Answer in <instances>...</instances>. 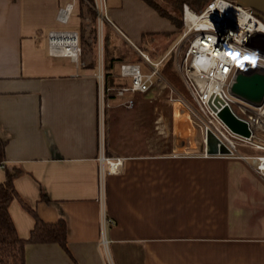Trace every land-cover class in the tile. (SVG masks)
Segmentation results:
<instances>
[{
  "label": "crops",
  "instance_id": "crops-1",
  "mask_svg": "<svg viewBox=\"0 0 264 264\" xmlns=\"http://www.w3.org/2000/svg\"><path fill=\"white\" fill-rule=\"evenodd\" d=\"M68 3L64 23L58 15ZM110 4L100 41L93 48L84 44L74 61L50 55L47 35L88 26L79 0H0V137L6 141L0 181L6 170L20 169L14 179L19 195L44 222H66V249L28 243L25 264H264V178L250 160L202 155L189 118L186 128L178 119L182 135L170 131L168 150H153L158 118L153 128L151 116L142 118L138 110L151 102L157 109L155 88L108 97L106 107L114 110L101 113L96 72L105 33L124 35L138 48L142 34L171 30L168 22L161 30L131 24L133 8L155 13L140 0ZM98 42L99 55L93 51ZM139 61H120L112 72L120 78V63ZM237 71L264 75V67L251 63ZM229 92L234 112L256 122L264 140V110L256 115L254 105ZM122 99L134 100V111L120 107ZM169 108L185 115L179 103ZM249 149L255 152L239 153L264 154ZM100 152L124 158L121 171L105 174L103 183ZM8 210L18 235L28 237L32 215L17 199Z\"/></svg>",
  "mask_w": 264,
  "mask_h": 264
},
{
  "label": "built area",
  "instance_id": "built-area-1",
  "mask_svg": "<svg viewBox=\"0 0 264 264\" xmlns=\"http://www.w3.org/2000/svg\"><path fill=\"white\" fill-rule=\"evenodd\" d=\"M71 5L68 3L60 9L58 18L61 22L67 21ZM238 6L241 12L231 8ZM92 7L100 22H110L106 0H93ZM182 17L185 31L178 43L184 38L189 39L182 54L179 46H175L154 60L132 44L141 60L122 62L117 71L118 76L126 79L128 84L107 88L106 91L115 90L116 96L123 97L127 92L143 93L155 88L157 101L161 96H165L169 103L177 102L186 109L191 123L199 128L202 155H209L206 153V137L211 133L217 139V145L222 144L228 150V153L217 155L248 159L251 161L252 170L264 178V154L245 155L240 154L237 149L238 145L256 150L264 149V140L255 133L256 122L241 117L247 122L249 129V135L246 136L231 130L218 116V112L225 105L234 112L229 88L236 70L244 63L264 67V20L257 16L252 8L241 6L234 0H210L200 11H193L185 4ZM123 37L126 38L124 35ZM47 40L50 55L78 60L81 46L76 30H51ZM129 42L132 43L130 40ZM169 57L184 91L177 88L164 72ZM96 79L99 98H103L102 61H99ZM262 110L264 100L253 108L256 115ZM98 161L102 182L105 174H117L121 171L124 158L107 157L100 152Z\"/></svg>",
  "mask_w": 264,
  "mask_h": 264
},
{
  "label": "trees",
  "instance_id": "trees-1",
  "mask_svg": "<svg viewBox=\"0 0 264 264\" xmlns=\"http://www.w3.org/2000/svg\"><path fill=\"white\" fill-rule=\"evenodd\" d=\"M145 5L150 7L159 17L167 20L171 26V30L160 32H146L142 34V40L148 43L153 41L156 34H169L175 30L180 29L181 21V7L183 3H187L195 10L202 9L210 0H140ZM80 8L87 9L91 26L88 29V36L90 41L86 42L85 33L86 28L80 26L79 42L93 45L97 42V28L95 22L97 20L96 13L92 7L93 0H79ZM87 14V13H86ZM264 20V19H263ZM147 40H146V39ZM104 46V97L105 99L113 98L115 90L106 91L107 88H117L127 85L128 81L118 78L112 72L115 64L120 61L141 60L140 55L136 51H132L125 44L123 47L113 42L110 32L105 33L103 38ZM138 48L146 49L144 45L139 44ZM152 53V52H151ZM169 57L165 63L164 72L172 80L177 79V75L172 71V61ZM144 94V93H143ZM5 146L6 141L0 137V166L5 165ZM252 150V149H251ZM21 173V170L15 168L13 170H6L4 180L0 181V264H25L24 249L28 243H58L63 249H66V222L63 218H59L55 222H44L37 214L34 208L30 207L26 201L19 195L14 185V179ZM17 199L21 205L32 215L34 224L29 232L28 237L22 238L18 235L14 222L9 214V205L12 200ZM42 199H45L42 193ZM47 200V199H45Z\"/></svg>",
  "mask_w": 264,
  "mask_h": 264
},
{
  "label": "rangeland",
  "instance_id": "rangeland-1",
  "mask_svg": "<svg viewBox=\"0 0 264 264\" xmlns=\"http://www.w3.org/2000/svg\"><path fill=\"white\" fill-rule=\"evenodd\" d=\"M119 1L120 0H112V3L115 4V2L118 3ZM185 4L188 5L187 3H183L182 7H181V21H182V25H181L180 29L175 30L173 33H169V34H157V35L154 36L153 41H151L149 43L147 41H145V40L142 42V45L147 47L146 50L144 49L142 51L145 52L146 54H149L150 57L155 55V57H151V58L155 59V58H157L159 56H162L164 53H166L167 51L171 50L175 46H179L180 54H182L183 51L185 50V48L187 47V44H188V41H189L188 38H184V39H182V41H180L178 43V41L180 40V38L183 35V32L185 31V26L183 24V17H182L183 6ZM109 5H111L110 4V0H106V7L108 8ZM188 7L190 9H192L193 11H200L205 6L202 9H200V10H195L192 7H190L189 5H188ZM84 10H85V13H87L86 14L87 19L85 20V24H88V26L86 27V30H88L90 25H91V20L89 18L87 9L85 8ZM130 10H131V8H130ZM94 12L96 13L95 10H94ZM127 15H132L131 18H130V21H132L131 24H135L134 26H137V27L139 26L140 27V25H141L140 23H142V24H144L143 27L148 29V30L166 29L167 26L169 25L167 23L166 19H164V18L161 19V18L157 17V15H155V13L151 12L147 7L143 8V9L142 8L140 9L139 7L133 8L130 11V14L127 12ZM96 18H97V15H96ZM96 23H97V30H98L97 37H98V41H100V36H101L100 30H101V28H100L99 24L101 22L99 21V19H97ZM111 37H112L113 42H115L117 45H121V47H123V44H125L132 51H136V49L132 45L133 42L130 43L129 40L124 38L123 36H122L123 39L120 36L115 35V34H112ZM85 38H89L87 33L85 35ZM131 38H132V36H131ZM134 39L135 38H132L131 40L136 41ZM98 45H99V42L97 44V48L95 50H93V51H95L99 55V47H98ZM80 46H81V53L83 55L84 54V50H83L84 47H83V45L81 43H80ZM93 51L87 50V51H85L86 52L85 54L89 53L90 55H92ZM151 51L154 52L155 54L151 53ZM172 71L177 75V73L173 69V66H172ZM171 81L177 86V88H179L180 90L184 91V87H183L182 82L179 79L178 75H177V79L172 78ZM104 100H105V97H104V94H103V98H100L101 113L103 111V108L104 109L106 108V111H108L107 113H110L109 110H112L113 108L106 107L107 105H106V102ZM156 104H157V109L156 110H153L151 108V106H152V102H151V103L142 105V107L138 110V112H140L139 115L142 116V118H145V119L147 118V116H146L147 114L149 116H151L152 127L154 126V122H153L154 119L156 117L158 118V126H159L158 130H159V133H158L157 139H155L153 141V150H157L158 152H163V151L168 150L170 148V146H171V140L172 139L170 137L171 135L169 134L170 131L175 130V133H176L177 137L182 135V131H181L180 126L178 124V122H179L178 119L181 120V118L178 116V114H179L178 111L175 112V110H170V108H169L171 106L178 105L177 102H174L171 105V103H169L166 100L165 96H161L159 98V101ZM134 105L136 106V104L134 103V100H128V99L127 100H123L122 99L120 101V105L119 106L120 107L124 106L125 108H128L131 111H134V108H136ZM232 107H233V109L236 112L239 111L235 103H232ZM176 113H178V114H176ZM185 113H187V112H185ZM105 114H106V112H105ZM174 114L177 117V121L175 122V125H174V123H172V120L174 119L173 116H175ZM143 116H145V117H143ZM167 117H168V119H167ZM147 119H149V118H147ZM186 120H187V124H188V119L186 118ZM189 122L191 123V121H189ZM184 123H185V121H184ZM115 124L116 123H112V126L115 127ZM187 124L185 123V128H186ZM191 124L195 127V129H196L195 136H196L198 142L201 144L199 128L197 126H195L193 123H191ZM123 127H124V125H123ZM125 133L127 134V129H125ZM167 134H169V135H167ZM117 147L119 148V145ZM237 149H238V151H240L242 153L255 152V150H251V149L247 148L244 145H238ZM121 150H123V149H121Z\"/></svg>",
  "mask_w": 264,
  "mask_h": 264
},
{
  "label": "water",
  "instance_id": "water-1",
  "mask_svg": "<svg viewBox=\"0 0 264 264\" xmlns=\"http://www.w3.org/2000/svg\"><path fill=\"white\" fill-rule=\"evenodd\" d=\"M241 6H247L253 9L254 13L264 19V0H234ZM230 91L240 100L251 105L257 106L264 100V75L251 72L244 75L237 71L231 84ZM218 116L233 131L249 135L247 122L237 116L231 109L225 105L219 112ZM217 139L208 133L206 137V153L209 155L228 153L224 145H217Z\"/></svg>",
  "mask_w": 264,
  "mask_h": 264
},
{
  "label": "bare ground",
  "instance_id": "bare-ground-1",
  "mask_svg": "<svg viewBox=\"0 0 264 264\" xmlns=\"http://www.w3.org/2000/svg\"><path fill=\"white\" fill-rule=\"evenodd\" d=\"M226 5V4H225ZM232 8V10H237L238 12H241L242 10H241V8L238 6L237 8H234V7H231ZM194 20V19H193ZM180 110V109H179ZM178 110V111H179ZM182 111V110H181ZM179 113V114H178ZM177 114H178V116L181 118V120L183 121H185V123L187 124V120H186V118L188 119L189 117L187 116V113H185V115H183L182 116V114H180V112H178ZM183 121V122H184ZM184 123V124H185ZM184 128V127H183ZM192 129V128H191Z\"/></svg>",
  "mask_w": 264,
  "mask_h": 264
}]
</instances>
